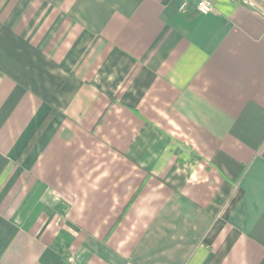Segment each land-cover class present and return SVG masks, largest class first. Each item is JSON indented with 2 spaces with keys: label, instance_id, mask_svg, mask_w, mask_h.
I'll list each match as a JSON object with an SVG mask.
<instances>
[{
  "label": "crops",
  "instance_id": "0c3cea01",
  "mask_svg": "<svg viewBox=\"0 0 264 264\" xmlns=\"http://www.w3.org/2000/svg\"><path fill=\"white\" fill-rule=\"evenodd\" d=\"M210 1L0 0V264H264V16Z\"/></svg>",
  "mask_w": 264,
  "mask_h": 264
},
{
  "label": "built area",
  "instance_id": "2783aa9c",
  "mask_svg": "<svg viewBox=\"0 0 264 264\" xmlns=\"http://www.w3.org/2000/svg\"><path fill=\"white\" fill-rule=\"evenodd\" d=\"M245 2L251 6H257L264 16V0H245ZM185 7V3H182L180 8ZM196 8L200 13H208L212 11V4L210 0H196ZM68 263L73 262L72 257H67Z\"/></svg>",
  "mask_w": 264,
  "mask_h": 264
}]
</instances>
